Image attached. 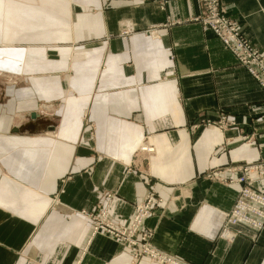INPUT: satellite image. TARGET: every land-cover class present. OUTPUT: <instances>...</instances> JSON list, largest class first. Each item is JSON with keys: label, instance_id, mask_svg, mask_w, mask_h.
Returning a JSON list of instances; mask_svg holds the SVG:
<instances>
[{"label": "crops", "instance_id": "crops-1", "mask_svg": "<svg viewBox=\"0 0 264 264\" xmlns=\"http://www.w3.org/2000/svg\"><path fill=\"white\" fill-rule=\"evenodd\" d=\"M221 2L264 55V0ZM198 14L196 0H0V264H132L88 239V215L108 206L126 225L149 188L156 249L264 264V227L222 234L240 185L210 177L264 159V92Z\"/></svg>", "mask_w": 264, "mask_h": 264}, {"label": "built area", "instance_id": "built-area-1", "mask_svg": "<svg viewBox=\"0 0 264 264\" xmlns=\"http://www.w3.org/2000/svg\"><path fill=\"white\" fill-rule=\"evenodd\" d=\"M196 2L199 14L193 22L208 29L232 56L235 64L264 92V55L244 38L239 26L227 16L221 0ZM211 124L207 122L208 126ZM218 125L228 128L233 122L221 116ZM224 173L231 175L237 173V176L230 179L225 177ZM210 177L219 179L225 186L232 183L240 185L233 206L226 214L222 227L223 236L228 235L230 228L235 225L246 226L255 232L261 231L264 227V190L254 187L252 182L264 179V160L232 165L218 171L217 174H211ZM159 203L155 191L149 188L142 202L134 207L133 215L126 225H117L110 219L108 206L99 208L96 213L88 215L90 220L88 239L101 234L128 246L133 250L132 264L140 257H146L153 264H188L161 252L151 243V232L145 228V221L153 214Z\"/></svg>", "mask_w": 264, "mask_h": 264}, {"label": "rangeland", "instance_id": "rangeland-1", "mask_svg": "<svg viewBox=\"0 0 264 264\" xmlns=\"http://www.w3.org/2000/svg\"><path fill=\"white\" fill-rule=\"evenodd\" d=\"M221 4H222V2H221ZM223 5V4H222ZM224 6V5H223ZM247 40V39H246ZM259 160H264V159H259ZM256 161H258V160H256ZM256 161H253V162H256ZM244 163H252V162H242V163H240V164H244Z\"/></svg>", "mask_w": 264, "mask_h": 264}]
</instances>
